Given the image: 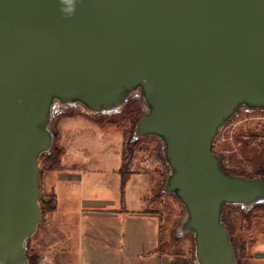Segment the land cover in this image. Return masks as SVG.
Segmentation results:
<instances>
[{
    "label": "water",
    "instance_id": "obj_1",
    "mask_svg": "<svg viewBox=\"0 0 264 264\" xmlns=\"http://www.w3.org/2000/svg\"><path fill=\"white\" fill-rule=\"evenodd\" d=\"M134 97L131 139L161 143L194 264H238L223 210L264 203V181L212 148L240 110L264 111V0H0V264H33L59 114L97 122Z\"/></svg>",
    "mask_w": 264,
    "mask_h": 264
},
{
    "label": "crops",
    "instance_id": "obj_2",
    "mask_svg": "<svg viewBox=\"0 0 264 264\" xmlns=\"http://www.w3.org/2000/svg\"><path fill=\"white\" fill-rule=\"evenodd\" d=\"M76 117L88 119L79 113ZM58 147L63 151L60 165L42 171L40 184L55 195V208L45 229L54 242V251L65 264H170L171 257L158 251L162 242V216L144 206L149 202L148 195L152 197L156 192L159 183L156 172L130 175L128 180L147 177L150 181L124 207L120 195L119 199L93 195L99 178L88 155L67 154L63 145ZM121 150L122 145L118 159L116 155V169L109 172L116 188L121 178L117 170L121 165ZM56 242L61 245L57 246Z\"/></svg>",
    "mask_w": 264,
    "mask_h": 264
},
{
    "label": "rangeland",
    "instance_id": "obj_3",
    "mask_svg": "<svg viewBox=\"0 0 264 264\" xmlns=\"http://www.w3.org/2000/svg\"><path fill=\"white\" fill-rule=\"evenodd\" d=\"M72 110L73 109H70V112L60 113L54 124L55 127L52 126L59 134L56 137L55 146L58 147L59 144L63 145L68 151L67 154L74 152L77 154L88 155L89 160H92V166L96 170L95 174L99 178L97 179L99 184L95 188L93 195L101 198H104L107 195V197H117L118 199L120 195V200L122 199L124 201V207H128L129 198H134L135 193L137 194L143 184L150 181V178L146 179L147 177H144L142 180L130 179L125 180L123 183L120 178L119 188H116V184L114 182L115 180L112 179V175L109 173L116 169V155L118 159V154L120 153L121 145L123 143V129L121 126H118L116 122L120 121V124L125 126V131H128L131 120L124 121L125 119L123 117H117L109 118V121H112L113 119L116 122H108L105 119H101L104 124H100L97 123L100 117L99 115L97 122H94V124L91 119L77 118V114ZM137 117L138 116H135L134 114L133 120ZM253 122H264V111H253L248 113L244 110H240L222 127L216 139V150L217 148L219 149V144H226L228 150L224 154V157H226L228 163L234 161V170H252V167H255L263 159L261 158V155L252 158L242 149L236 150L234 148V154L229 152L233 138L235 143L238 139L241 141V137L252 133V131H245L243 128L248 125L251 126ZM240 128L242 131L240 130L241 132L238 133L237 130ZM127 137L128 136L126 134V139L128 140ZM161 148V143L154 139H147L146 141L140 142L135 149L125 147L126 157L124 158V163H128L129 160H132L129 161V163L135 161V164H133L134 167L131 169L136 170L140 167H145L148 172H151L149 166L147 165L148 163L146 165H142L140 163L143 158H148L146 161H148L150 165L154 164L160 169V171L165 173L166 168L159 157V151H161ZM136 155L137 157L140 155L139 159H136ZM43 161L44 160L42 159L39 160V165L42 171L50 168V165H46ZM120 166L119 168L117 167V170H120ZM89 192H91V189H89ZM41 196L48 200L51 196V192L48 189L41 187ZM148 199H151V195H148L147 200ZM145 205L147 208L151 207L153 210L163 214L162 244L160 245V251L161 253L171 256L170 264H194L191 236L189 234L179 236L175 231L178 222L184 216V209L182 205L175 199L164 195L163 197H160L158 201H155L152 204L150 202L144 203V206ZM50 212L51 211H48L47 209L42 210L41 208L42 218L40 223L38 224L35 234L28 240L26 254L32 259L33 264H65L60 257V254L54 251V242L51 239V236L47 235L45 229ZM234 212L239 213V207L234 206ZM263 226L264 222H260L256 224L255 227L252 225L250 232L244 233L243 231L242 233L243 237L248 241L251 237H253L252 240L250 239V244L253 247L258 248L259 251H263L262 249L264 248V246L261 245L264 243V237L259 234L260 230L264 228ZM51 245L52 248L49 249ZM56 245L59 246L61 243L56 242ZM248 263L264 264V261L250 260Z\"/></svg>",
    "mask_w": 264,
    "mask_h": 264
},
{
    "label": "flooded vegetation",
    "instance_id": "obj_4",
    "mask_svg": "<svg viewBox=\"0 0 264 264\" xmlns=\"http://www.w3.org/2000/svg\"><path fill=\"white\" fill-rule=\"evenodd\" d=\"M135 99H137V101H136V104H134L135 107H133L134 105L132 106L131 103ZM144 110H145V105L143 104L142 100L137 98V97H134V98L130 99L125 104V106L121 112L100 114V117L98 119V123H100V124H104L101 121V119L102 120L105 119L108 122H116L113 119H112V121H109L110 120L109 118H117V117L118 118L123 117L125 119L124 121H130L131 120V122H130L131 124L129 126L128 131H125V128H124L125 126L120 124V121L116 122L118 124V126H121L123 129V143H122V150H121L122 160H121V166H120L119 172L121 175V170H122L121 168L124 169V172L127 173L126 180H128V178L130 177V175L132 173H137L140 171H147V169L144 166H143L144 168L140 167L139 169H136V170L131 169L134 167L133 164H135V161L129 163V161H132V160H129V161L127 160L129 164L127 162L124 163V158L126 157L125 147H127V148L131 147L132 149H135V147L138 146L140 144V142L146 141L148 139V138H144V139H139L137 141H134L131 139L132 131H133V124L135 121V120H133V115L135 114V116H140L144 112ZM243 129L245 131L247 130L249 132L252 131V133H250L251 136H250V134L243 136V137H241V141H240V139H238L237 142H235V143H234V138H233L231 141V149L229 152L234 154V148H235L236 150H240V149L244 150L246 152V154L252 158H255V157L261 155L262 156L261 158H263L262 161L259 164H257L255 167H252V170H246V169L234 170V161H231L228 163L226 157H224L225 156L224 154L228 150L226 144L221 143V144H219L220 145L219 149L218 148H217V150L215 149V147H216L215 142H216L218 135L214 141L212 151L217 156L220 157L222 166L225 169V171H227L228 173L240 174V175H245V176L260 175L264 181V122H253V124L251 126L250 125L245 126ZM240 130H241V128L238 129L237 132L240 133L242 131V130L241 131ZM126 134L128 136L127 137L128 140L126 139ZM161 152H162V148H161V151H159V157L161 159V162H163V164L166 168L165 173L160 171V169L157 168V166H155L154 164L150 165L149 162L146 161L148 158L147 159L143 158L140 161V163L142 165H146L148 163L147 165L149 166L150 171L156 172V174L159 176V183L156 187L157 188L156 192H154V195L149 200V202L151 204L154 203L155 201H158V199L160 197H163V195L169 196L170 198L175 199L172 195H166L160 191L162 182L168 173V168L163 161V157H162ZM62 153H63V151H62ZM139 156L137 157V155H136V159H139ZM40 157H39V160H40ZM59 161H60V157H59ZM59 161H58V165L56 168H58L60 165ZM126 166H128V167H126ZM49 169H53V168H49ZM121 179H122V176H121ZM263 205H264V203L259 204L255 207L251 208L250 210H248L245 213L240 208H239V213L234 212V205H228L223 210V215H222L223 222L229 231V234L231 237V242L233 245V249L235 250L236 258L238 260V264H250V263H248V262H250V260L264 261V248L262 249L263 251H261V250L259 251L258 248H255L250 244L253 237H251L250 238L251 240L249 239V241H248V240H246V238L243 237V234H242L243 231H244V233L250 232V230H251L250 228L252 225H253V227H255L256 224H258L260 222H264V209H262ZM160 215L162 216V219H163V214L160 213ZM259 234L264 237V228L260 230ZM161 244H162V242H161ZM261 245L264 246V243ZM158 251L160 252V254H164V253H161L160 247H159ZM166 255H168V254H166ZM168 256H170V255H168Z\"/></svg>",
    "mask_w": 264,
    "mask_h": 264
},
{
    "label": "trees",
    "instance_id": "obj_5",
    "mask_svg": "<svg viewBox=\"0 0 264 264\" xmlns=\"http://www.w3.org/2000/svg\"><path fill=\"white\" fill-rule=\"evenodd\" d=\"M137 99L133 100L131 105L133 106L134 104H136ZM135 107V105L133 106ZM62 153V149L59 147H55L54 150L52 151L51 154H47V155H42L40 157V160H44L43 162L47 165H50V168H56L58 165V161H59V157ZM121 176H122V182L124 183V181L127 178V173L124 172V169L121 168ZM55 195L53 193H51L50 198L47 199H42L41 200V208L43 209H47L48 211H53L55 208ZM264 209V205L262 206Z\"/></svg>",
    "mask_w": 264,
    "mask_h": 264
}]
</instances>
